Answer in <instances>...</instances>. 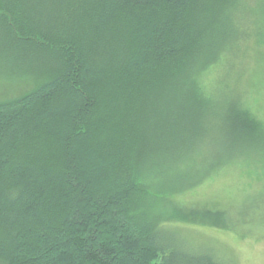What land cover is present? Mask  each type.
<instances>
[{
  "label": "trees",
  "instance_id": "obj_1",
  "mask_svg": "<svg viewBox=\"0 0 264 264\" xmlns=\"http://www.w3.org/2000/svg\"><path fill=\"white\" fill-rule=\"evenodd\" d=\"M253 43L264 0H0V64L33 84L0 96V264H229L181 224L222 203L178 197L264 144L232 94Z\"/></svg>",
  "mask_w": 264,
  "mask_h": 264
},
{
  "label": "rangeland",
  "instance_id": "obj_2",
  "mask_svg": "<svg viewBox=\"0 0 264 264\" xmlns=\"http://www.w3.org/2000/svg\"><path fill=\"white\" fill-rule=\"evenodd\" d=\"M254 46V43L249 44L251 50L246 60L240 61L243 62L241 68L237 66V80L234 79L236 75L231 74L237 87L236 93L233 91L232 94L237 96L246 110L264 122V46ZM222 72L223 70L214 68L207 73L204 82L208 89H212L214 85L220 86ZM23 79L0 64V96L24 93L31 89L33 84L28 79ZM27 83L30 87H26ZM215 123L220 126L219 121ZM252 142L255 146L248 151L252 159L249 156V159L245 158L247 162L241 161L217 176L202 180L195 189L178 197V201L181 200L185 207L192 208L196 204L209 205L213 200L222 203L227 214L225 224L213 227L190 221H181V224L184 227L182 229L188 231L196 243L209 245L229 264H264V144L259 139H252ZM208 143L212 162L217 163L229 156L231 148L226 140L218 145L210 144L211 140ZM222 144L226 145L224 149V146L220 147ZM239 145L235 144L232 149L238 152L239 148L236 146ZM242 152L243 155L239 156L244 159L248 154L247 148H243ZM239 156H235V160Z\"/></svg>",
  "mask_w": 264,
  "mask_h": 264
}]
</instances>
